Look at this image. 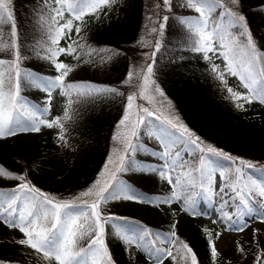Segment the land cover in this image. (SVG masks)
<instances>
[{
    "label": "trees",
    "instance_id": "obj_1",
    "mask_svg": "<svg viewBox=\"0 0 264 264\" xmlns=\"http://www.w3.org/2000/svg\"><path fill=\"white\" fill-rule=\"evenodd\" d=\"M47 1L12 0L8 8L0 0V135L38 128L49 112L43 103L46 93L64 87L69 112L56 119L64 140V164L56 175L41 171L18 142L13 155L1 154L0 213L4 217H15L17 212L24 221L29 215L26 224L35 239L57 257H66V264H131L128 235L138 236L148 253L159 256L165 250L170 222H153L135 211L115 213L114 205L125 194L134 195L161 213L160 206L173 198L162 190L165 155L168 162L175 161L180 197L189 206L202 194L212 196L206 180L218 167L222 188L216 198L223 217L246 201L261 208L264 129H249L251 123L240 104L218 84L199 53L208 43L204 36L209 31L203 25L211 19L210 33L219 39L220 48L250 87L264 92V0H169V6L162 5L154 13L158 19L146 43L141 41L146 17L155 12L148 0H70L75 14L91 15L71 36L69 70L62 74L54 65L60 25ZM142 55L151 63L152 89L160 88L161 98L171 100L188 129L158 114L150 115V124L139 119L136 136L155 127L160 144L140 140L135 150L130 148L119 157L114 179L96 198L93 186L113 152V136L137 86L130 71ZM185 151L188 158L182 161L179 156ZM89 187L91 199L85 201L78 191ZM89 202L99 204V218L93 210L91 215ZM255 239L241 263L227 262L218 261L213 239L201 228L177 231L172 241L174 261L264 264V231H256ZM0 262L27 264L22 245L0 242Z\"/></svg>",
    "mask_w": 264,
    "mask_h": 264
},
{
    "label": "rangeland",
    "instance_id": "obj_2",
    "mask_svg": "<svg viewBox=\"0 0 264 264\" xmlns=\"http://www.w3.org/2000/svg\"><path fill=\"white\" fill-rule=\"evenodd\" d=\"M2 1L8 8H11L10 3L12 0ZM148 1L151 2L150 8H154L155 12L151 11L147 14L141 39L143 43L149 41L152 27L158 19L157 16H154V13L158 14L162 5L166 7L171 4L168 3L169 0H163L165 4L161 3V0ZM47 2L51 6L55 20L60 25L61 36L56 45V55L59 57H56L58 62L54 65L61 74L67 73L70 62L68 43L71 36L76 35L81 26L86 24L91 14L89 12L75 14L70 8L72 5L70 0H48ZM179 9L181 11L182 7H179ZM210 24L211 19H206L204 27L208 31L211 29ZM204 38L207 39L208 43L201 47L199 58L214 72V77L217 78L218 84L222 87L225 86L233 94V98L240 104L239 108L243 112V116L251 123L249 129H264V92L252 90L246 80L242 79L240 69L227 58L224 48H220V41L216 35L209 32ZM135 62L132 65L130 75L136 81V90L132 92L128 100L122 125L118 127L113 136L114 143L111 148L113 152L107 159L108 161L104 166L102 175L93 186L94 192L97 193L94 194L96 198L102 196L114 179L115 170L118 168L115 162L119 157L128 152L130 148L135 150V147L139 146L140 140L146 139L150 143L153 142L154 146L160 144L156 140L159 133L155 127L145 130L140 138L136 136L134 126L139 123V119H146L150 124L153 120L150 115L158 114L180 128L188 129L171 100L167 97L161 98L160 88L152 89L148 72L151 66L149 59L144 58V55H142L138 56ZM126 86L128 87L129 84L124 85V87ZM43 102L48 105L49 112L42 118V123L39 124L38 128L0 135V156L1 154L14 153L16 142L21 143L29 150L34 164L41 171L56 175L61 169V165L64 164V140L56 119L68 115L70 99L64 87L56 86L55 89L46 93V98ZM187 157V153H184L180 156V160H184ZM163 158L167 161V165L162 177V190L171 192L173 199L160 206L159 210L161 213L157 212L155 208L148 206L149 204L144 201H139L134 195L125 194L124 197L115 201L114 207L117 208L115 213H133L135 211L143 216L148 215L153 222L161 219H166V221L170 222L166 228L170 234L164 242L165 250L159 256L146 252L139 245L136 236L128 235L126 244L128 245L129 263L175 264L172 241L177 231L187 232L193 227L201 228L213 239L218 261L223 259L227 262L241 263L246 256V251H250L252 245L255 244V232L264 231V186H262L261 191L263 196L261 209L254 207L251 201H248L246 206L239 204V206H236L237 209L235 208L228 216L223 217L219 214L221 209L219 204H217L216 198L222 188V176L219 168L214 169L209 176L210 178L206 180V185L212 196H200L197 202L192 203L189 207L187 203L185 204L180 199V182L173 168L174 163H169L166 155ZM136 169L140 170V163L137 164ZM90 191V187L78 191L79 197L84 198L85 201L91 199ZM92 204L91 215L93 210V215L99 218V204L97 202ZM227 211L228 209H226ZM36 214L40 215V211L36 210ZM14 215L15 217L7 218L0 213V242H5V240L18 241L22 245L27 264H66L68 262L66 257H57L55 251L45 249L47 245L41 244V241L35 239L34 231L26 224L29 215L24 221L18 218L17 212ZM29 219L30 221H35L33 217H29ZM228 220H230V223ZM0 264L23 263L0 262Z\"/></svg>",
    "mask_w": 264,
    "mask_h": 264
},
{
    "label": "bare ground",
    "instance_id": "obj_3",
    "mask_svg": "<svg viewBox=\"0 0 264 264\" xmlns=\"http://www.w3.org/2000/svg\"><path fill=\"white\" fill-rule=\"evenodd\" d=\"M106 1V0H105ZM102 2H103V0H102ZM93 4V3H92ZM104 5V4H103ZM203 22V21H202ZM204 26V25H203ZM201 28H202V26H201ZM205 28V27H204ZM203 28V29H204ZM210 32V31H209ZM139 33H140V31H139ZM138 42V41H137ZM256 43V42H255ZM177 62H179V61H177ZM176 62V63H177ZM181 63V62H180ZM183 63V62H182ZM183 65V64H182ZM175 67V66H174ZM179 67V66H178ZM176 68H177V66H176ZM179 68H181V67H179ZM178 69V68H177ZM126 70V69H125ZM128 70V69H127ZM129 71V70H128ZM127 72V71H126ZM123 73H124V71H123ZM129 73V72H128ZM126 74V73H125ZM129 75V74H128ZM124 79V78H123ZM126 80V79H125ZM123 81V80H122ZM194 81V80H193ZM120 82V81H119ZM197 82V81H196ZM123 83V82H122ZM118 89V88H117ZM118 116V115H117ZM121 116V115H120ZM119 117V116H118ZM105 154V153H104ZM106 155V154H105ZM103 157H104V155H102ZM103 157H102V159H103ZM105 159V158H104Z\"/></svg>",
    "mask_w": 264,
    "mask_h": 264
}]
</instances>
